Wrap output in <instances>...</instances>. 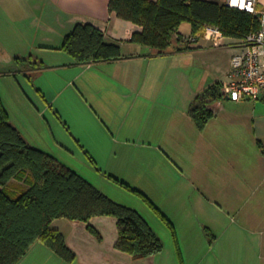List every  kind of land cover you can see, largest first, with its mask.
Instances as JSON below:
<instances>
[{"label":"crops","instance_id":"0c3cea01","mask_svg":"<svg viewBox=\"0 0 264 264\" xmlns=\"http://www.w3.org/2000/svg\"><path fill=\"white\" fill-rule=\"evenodd\" d=\"M108 5L109 0H0L1 55H5L6 60H16L23 64L48 63L49 81L53 85L64 78L58 71H72V79H68L63 92L62 89L57 93L59 97L68 90L71 80L80 79L85 73H89L86 71L100 63L76 62L69 53L61 49L64 36L77 23H90L99 28L104 33L105 40L118 44L123 54L121 59L101 61V64L119 65L129 61L133 65L144 66L147 70L142 76L134 73L122 75L117 70L106 74L124 84L121 86V96L130 98L134 94L141 95L155 103L153 109L157 108L161 113L163 110L165 114L181 109L179 114L158 124V131L151 134V138L157 139V158L173 171L175 179L174 186L171 182L164 190L165 198L160 202L170 197L169 200L163 202L164 206L162 203L157 205L159 211L172 223L174 233L175 221L170 220L165 211L167 208H173L177 214L183 212L182 218L189 227L187 240L192 241L196 236L200 238L204 230L199 232V227L196 228L195 224L202 226L206 223L203 227L206 230L204 234L209 235L210 241L206 257L212 252L215 264H264V106L254 103L251 109L243 111L240 105L247 104L248 99L236 100L239 103L232 104V97H222L209 105L213 115L201 129L189 112L201 92L226 76L238 39L226 37L228 41L223 46L229 57L220 75L214 77L215 81L205 77L195 89L190 87L183 97L184 92L181 88L176 89L175 84L181 80L187 84L189 80L183 79V74L167 70L180 65V57L187 52L203 51L201 48L210 41L200 36L198 42L186 50L175 51L168 48L165 53L157 54L148 45L130 41L132 33L139 31L141 26L117 17L114 12L109 11ZM257 6L264 12V0H258ZM179 32L191 34V25L183 23ZM165 61L168 69L160 71L159 66ZM39 69L41 68L36 67L30 70ZM102 77L100 74L90 75L87 83L95 85ZM163 81L172 82L170 86L174 89L163 87ZM83 85L86 86L84 83ZM96 90L98 93L99 89ZM51 92L52 90L49 94ZM54 93L55 89L51 97ZM166 97L172 98L173 104L164 100ZM257 99L264 101V92ZM51 100L56 101V96ZM176 116L178 118L174 120ZM212 128L220 131H211ZM108 175L139 190L155 205L156 197L151 195V198L137 185H131L113 173ZM88 224L99 231L100 239L89 231ZM51 227L64 234L66 244L75 254L74 259L66 262L37 241L17 264H177L172 259L170 262L168 258L164 260L162 253L135 258L117 249V220L112 216H94L88 222L57 218L51 222ZM194 230L198 232H192ZM178 238L176 236L177 242ZM205 239L203 236L204 243ZM177 246L180 251L179 244ZM188 253L195 259L200 258L198 262L212 264L201 258L202 250L195 245ZM179 254L183 264L181 252Z\"/></svg>","mask_w":264,"mask_h":264},{"label":"rangeland","instance_id":"374dc122","mask_svg":"<svg viewBox=\"0 0 264 264\" xmlns=\"http://www.w3.org/2000/svg\"><path fill=\"white\" fill-rule=\"evenodd\" d=\"M190 35L182 33L178 37L174 36L175 41L169 48L175 51L178 48L186 50L197 43L200 36L204 38V33H200L196 35V42L182 43L180 41L181 38ZM224 37L221 46H214L209 42L201 48L203 51L187 52L180 57L182 58L180 65L173 69L167 68L166 61L160 64V71L165 72L168 69L167 71L170 70L172 73L183 74V79L189 80L187 84L184 80L175 84L176 89L181 88L184 92L183 97L190 87L195 89L194 87L205 77L215 81V78L220 75L229 57L227 49L223 46L228 41L226 40L228 36L224 35ZM1 51L3 50H0V98L8 113L9 121L19 129L27 143L52 154L59 161L83 175L114 201L136 209L163 242L161 253L164 260L168 258L169 262L172 259L177 264H181L179 254L181 252L183 264H203L198 262L200 258L195 259L188 253L195 245L202 250V259L215 264V256L212 252L206 257L210 242L209 235L204 234L206 230L203 227L206 223L202 226L195 224L196 228L199 227V232L204 230L202 234L206 238L205 243L202 241L201 233L200 238L196 236L192 238V241L187 240L189 227L182 218L183 212L177 214L173 208H167L165 211L170 220L175 221V233L179 237L177 242L169 225L148 206L142 197L107 176L113 173L131 185H137L150 197L151 195L156 197L155 200L153 199L156 207L159 203L164 206L163 202L170 198L166 197L168 199L160 202L165 198L164 190L171 182L174 186L175 179L173 171L171 172L165 163L157 158L159 151L157 139L151 138V134L158 131L156 129L158 124L165 123L170 119L169 117L179 114L181 109L165 114L163 110L161 113L157 108L153 109L155 103L141 95L134 94L130 98L121 96L120 91L123 89L121 86L124 84L106 76L116 70L122 75L134 73V75L142 76L147 71L144 66L133 65L129 61L119 65L100 62L92 70L86 71L89 73H85L80 79L71 80L68 90L58 97L57 93L72 77V71L69 69L58 71L57 73L64 78L54 82L55 85H53L49 81L48 63L23 64L16 60H6L5 55L2 57ZM2 59L5 60L2 61ZM36 67L41 69L30 70ZM93 74H100L103 77L100 81L97 80L95 85H90L92 82L87 83V80H90L87 78ZM161 84L169 90L174 89L170 86L172 85L170 81H163ZM54 89L56 93L51 97ZM96 89H99L98 93ZM55 96L56 101L51 100ZM164 100H169L170 104H173L170 97ZM230 100L234 102L232 104L239 103L235 102L233 97ZM246 103L240 105L241 110L248 111L254 103L264 106V101L259 99H248ZM177 118L178 116L174 120ZM217 130L219 129H211L215 132ZM178 244L180 251L177 249Z\"/></svg>","mask_w":264,"mask_h":264},{"label":"trees","instance_id":"16d2710c","mask_svg":"<svg viewBox=\"0 0 264 264\" xmlns=\"http://www.w3.org/2000/svg\"><path fill=\"white\" fill-rule=\"evenodd\" d=\"M108 6L117 17L141 26L130 41L148 45L157 54L168 50L183 23L191 25L195 36L212 25L238 40L260 27L258 16L216 0H109ZM61 49L78 63L123 58L120 46L107 42L104 33L90 23L75 24ZM222 97L218 81L196 97L189 112L197 127L206 125L213 115L209 105ZM107 176L142 197L169 225L176 240L172 223L142 192ZM94 216L116 218L115 247L120 251L135 258L162 252L163 242L136 209L114 201L52 154L27 143L9 121L0 98V264H17L37 241L64 261H72L74 252L51 222L57 218L88 222ZM88 229L101 238L92 225Z\"/></svg>","mask_w":264,"mask_h":264},{"label":"built area","instance_id":"2783aa9c","mask_svg":"<svg viewBox=\"0 0 264 264\" xmlns=\"http://www.w3.org/2000/svg\"><path fill=\"white\" fill-rule=\"evenodd\" d=\"M226 5L247 11L258 16L260 27L248 33L236 45L230 57V68L221 81L223 96L235 100L257 99L264 92V12L258 9V0H222ZM204 38L214 46H221L224 40L222 31L212 25L205 26ZM197 36L180 39L182 43L196 42Z\"/></svg>","mask_w":264,"mask_h":264}]
</instances>
